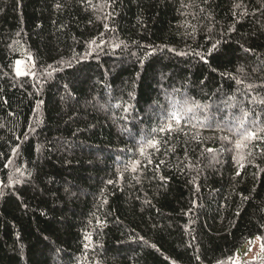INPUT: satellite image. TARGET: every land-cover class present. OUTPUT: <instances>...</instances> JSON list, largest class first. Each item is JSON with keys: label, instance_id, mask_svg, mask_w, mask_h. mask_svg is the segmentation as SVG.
Masks as SVG:
<instances>
[{"label": "trees", "instance_id": "obj_1", "mask_svg": "<svg viewBox=\"0 0 264 264\" xmlns=\"http://www.w3.org/2000/svg\"><path fill=\"white\" fill-rule=\"evenodd\" d=\"M260 129L264 0H0V264H231Z\"/></svg>", "mask_w": 264, "mask_h": 264}, {"label": "snow or ice", "instance_id": "obj_2", "mask_svg": "<svg viewBox=\"0 0 264 264\" xmlns=\"http://www.w3.org/2000/svg\"><path fill=\"white\" fill-rule=\"evenodd\" d=\"M94 43V41H93ZM216 45L214 44L213 45V48H215ZM181 55H184L185 53H180ZM211 53H209L210 55ZM201 59H204V56L201 55ZM20 62L17 61V64H19ZM69 66H71L70 62H69ZM18 75L22 74V73H17ZM50 75V74H49ZM249 87L251 88L252 85H249ZM189 105V102L188 101H185L182 105H181V108L179 110H176V111H173L172 114H171V118L170 120L167 122V123H164L162 124L160 127H159V131L160 132H165V133H170L172 131H174V125H173V122L175 124H179L180 123V118H181V115L182 113H186V112H191L193 110V107H199L198 104H193V106H188ZM127 110V109H125ZM247 116H248V113L245 112L244 113V117L242 119H240L239 121V125L241 127H243V125L245 124V121L247 119ZM153 132H155L156 130L153 129L152 130ZM260 131L264 132V129H260ZM255 138H258L257 137V133L255 131H246L243 135H242V140H249V139H255ZM222 139L224 140H228V137H222ZM147 144L149 147H152V148H157L158 149V146L160 144V140L159 139H156L155 137H153L152 139L148 140L147 141ZM241 146V143L240 142H237L236 143V147L239 148ZM140 151V154L141 155H144L145 154V151H144V146L142 145L139 149ZM139 165V161H133L132 163V171H136L137 170V166ZM17 171H19V169H17ZM20 181L17 180L16 183H19ZM257 240H260L261 241V244H260V251L262 253H264V237H261V236H258L256 237ZM249 244H252L253 242L252 241H248ZM249 251H251V248H249ZM238 255V254H237ZM261 260H264V256H261L260 257ZM231 260V264H238V261L232 257L229 258ZM218 264H224L223 261H220L218 262Z\"/></svg>", "mask_w": 264, "mask_h": 264}, {"label": "rangeland", "instance_id": "obj_3", "mask_svg": "<svg viewBox=\"0 0 264 264\" xmlns=\"http://www.w3.org/2000/svg\"><path fill=\"white\" fill-rule=\"evenodd\" d=\"M20 63L17 64L16 62V73H22V75H30L33 68V62L31 59H21L17 60ZM18 75V74H17ZM256 237H252L249 241H252V244H249L247 242L240 250L237 251L234 259H236L239 262L244 260H250V259H261V256H264V253L260 251V244L261 241L257 240ZM249 248H251V251H249ZM238 254V255H237Z\"/></svg>", "mask_w": 264, "mask_h": 264}, {"label": "bare ground", "instance_id": "obj_4", "mask_svg": "<svg viewBox=\"0 0 264 264\" xmlns=\"http://www.w3.org/2000/svg\"><path fill=\"white\" fill-rule=\"evenodd\" d=\"M87 47V46H86ZM84 52V51H83ZM41 100V99H40ZM61 122V121H60ZM37 128H39V127H37ZM35 129V128H34ZM33 128H32V130H34ZM35 132V131H34ZM30 133V132H29ZM30 136V135H29ZM243 169V168H242Z\"/></svg>", "mask_w": 264, "mask_h": 264}]
</instances>
